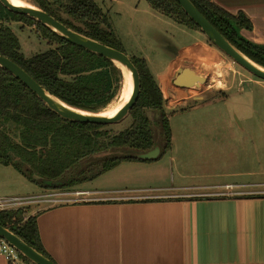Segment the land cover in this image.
Masks as SVG:
<instances>
[{
  "label": "crops",
  "instance_id": "obj_1",
  "mask_svg": "<svg viewBox=\"0 0 264 264\" xmlns=\"http://www.w3.org/2000/svg\"><path fill=\"white\" fill-rule=\"evenodd\" d=\"M208 1L231 14L243 12L252 28L240 34L264 44V0ZM182 32L192 33L193 42L179 48L164 35L166 55L151 74L164 94V109L182 108L188 113L182 118L191 120L201 114L200 104L217 97L173 85L176 70L189 67L196 57L187 51L207 44L197 30L184 27ZM234 81L233 76L226 92ZM221 89L216 93H226ZM189 100L198 105H186ZM250 130L231 120L171 124L167 151L160 147L150 161L116 165L97 176L102 186L87 181L66 191L32 184L38 197H49L35 203L41 205L37 209L26 205L29 214H36L42 247L55 264H264V152L252 160L249 146L234 140L249 137ZM163 159L167 164L162 165ZM251 163L255 171H250ZM145 169L147 181L141 175ZM76 191L88 194L75 196ZM0 264L10 263L0 254ZM16 264L32 263L21 258Z\"/></svg>",
  "mask_w": 264,
  "mask_h": 264
},
{
  "label": "trees",
  "instance_id": "obj_2",
  "mask_svg": "<svg viewBox=\"0 0 264 264\" xmlns=\"http://www.w3.org/2000/svg\"><path fill=\"white\" fill-rule=\"evenodd\" d=\"M145 1L159 15L200 32L175 0ZM190 1L243 55L264 68V44L254 43L240 34L242 29L252 28L243 12L231 14L208 0ZM34 3L67 28L124 52L107 14L93 0H34ZM11 22L22 23V28L33 27L38 39L46 42L47 49L26 57L9 26ZM0 55L15 62L59 100L88 112L98 113L106 108L120 89L121 72L110 60L65 40L40 22L13 13L1 4ZM129 58L139 74V94L126 116L130 124L116 131L109 124L61 118L18 78L0 68V164L12 166L38 187L66 190L122 162L150 161L129 154L147 151L156 143L148 110L158 115L156 121L163 135L160 147L162 152L167 151L171 132L163 92L146 60ZM100 158L98 169L88 176L63 177L80 162ZM0 225L51 260L39 239L36 214H29L26 206L0 211ZM21 258L27 260L22 255Z\"/></svg>",
  "mask_w": 264,
  "mask_h": 264
},
{
  "label": "rangeland",
  "instance_id": "obj_3",
  "mask_svg": "<svg viewBox=\"0 0 264 264\" xmlns=\"http://www.w3.org/2000/svg\"><path fill=\"white\" fill-rule=\"evenodd\" d=\"M23 1L37 7L34 0ZM93 1L107 14L115 34L121 42L124 53L128 57L134 56L151 60L152 62L148 63L151 73L153 72L154 65L158 63V60L164 59V56L166 55V52L163 51V44L165 41L164 38H166L165 36L171 37L173 42L179 48L193 42L192 33H183L182 30L184 27L182 25H179L159 14L153 15L145 0H122L123 3L121 4L118 2L116 3V0ZM9 26L17 36L20 49L26 57L47 49L46 42L38 39L33 27L25 26L22 28V23L20 22H11L9 23ZM187 52L188 55L193 53L196 56L188 62V65H190L189 67H192L197 74L206 77V82L204 84L200 85V87H192V89H189L188 92L199 95L205 93V97L212 98V96H214L217 97L215 98L217 100L214 99V101H212L213 103L209 104H200L198 107L200 110L197 113L201 114L195 116L192 115L191 120L184 119V115L188 113H183L182 108H177L172 111L165 110L169 116V126L171 124L172 126H175L176 124L179 126L180 124L194 125L196 123L208 125L223 124V122L229 123L230 120L235 125L242 124L244 126H250L251 132L249 137L239 135L238 139L234 140L235 142L239 141L245 144L247 147L249 146L248 156L254 160L261 150L264 152V80L259 79L244 70L223 52L209 43H202ZM216 53H218V56ZM120 72V89L115 99H113L106 108L110 107V105H115L119 100V96L125 82L123 73L121 70ZM233 76L235 77L233 86L226 92V88L230 86ZM239 79L243 80L239 81ZM255 80L260 81V83H256ZM220 89L225 90L226 93H223L222 95L216 93L217 90ZM195 104L198 105L197 102L189 100L186 105L192 107L195 106ZM147 114L151 121V128L154 133L155 141L162 144V129L156 121L158 115L151 110H148ZM129 124L130 118L125 117L120 122L109 125L116 131L123 130ZM221 136L223 137V140L228 143L230 142L226 135ZM100 162L101 158L100 160L86 159L77 164L74 168L69 169L63 177L66 179L71 177L78 178L88 176L90 173H93V171L98 169ZM253 163L250 165V171H255L257 169L256 165ZM165 164H167V159H163L162 161V165ZM128 175L131 174L128 173ZM141 175L144 180L147 181L149 176L147 169L143 170ZM87 181L94 182L91 185L92 187L104 185L100 182L98 177L82 181L81 183H85ZM112 181H115V178H112ZM32 184L33 183L31 181L23 177L12 166H4L0 164V195L2 198L16 197L25 199L38 197L39 195L37 194L39 191L34 189ZM80 184H77V186ZM68 189H73V187ZM28 205L34 209L41 206L35 205V203L27 204V206Z\"/></svg>",
  "mask_w": 264,
  "mask_h": 264
},
{
  "label": "water",
  "instance_id": "obj_4",
  "mask_svg": "<svg viewBox=\"0 0 264 264\" xmlns=\"http://www.w3.org/2000/svg\"><path fill=\"white\" fill-rule=\"evenodd\" d=\"M183 12L194 22L205 38L218 50L228 56L234 63L238 64L244 70L253 76L264 80V68L255 64L245 55H243L234 45H232L192 4L190 0H175ZM0 4L7 10L23 14L29 18L40 22L55 34L65 40L79 45L84 49L101 55L110 60L121 71L126 70L130 76L132 89L127 101L112 116H103L98 113L81 110L63 101L59 100L40 84H38L30 75H28L20 66L9 58L0 55V68L8 71L25 84L35 95L54 113L65 120L94 123V124H114L123 120L127 115L139 94V74L130 58L122 51L90 39L80 33H77L57 21L54 17L45 11L35 7L17 6L10 0H0ZM206 82V77L198 75L194 69L189 67L178 68L173 78V85L180 88L200 87ZM160 153V145L156 142L154 146L143 152H131L130 155L141 160H150L156 158ZM0 239L15 248L23 257L32 264H55L52 260L38 252L13 232L0 225Z\"/></svg>",
  "mask_w": 264,
  "mask_h": 264
},
{
  "label": "built area",
  "instance_id": "obj_5",
  "mask_svg": "<svg viewBox=\"0 0 264 264\" xmlns=\"http://www.w3.org/2000/svg\"><path fill=\"white\" fill-rule=\"evenodd\" d=\"M88 192L76 191L73 193L75 196L87 195ZM41 200H44L42 197H31V198H0V211L14 210L26 206L30 203H37ZM0 254L10 264H16L21 259V254L12 246L7 244L3 239H0Z\"/></svg>",
  "mask_w": 264,
  "mask_h": 264
},
{
  "label": "bare ground",
  "instance_id": "obj_6",
  "mask_svg": "<svg viewBox=\"0 0 264 264\" xmlns=\"http://www.w3.org/2000/svg\"><path fill=\"white\" fill-rule=\"evenodd\" d=\"M10 1L17 6H27V7L32 6V5L24 2L23 0H10ZM122 73H123L125 82H124V87L120 93L118 102L115 105H110V107L98 112V114L103 115V116H112L129 98V95H130V92L132 89V83L130 81V76H129L128 72L126 70L122 69ZM198 75H200V74H198Z\"/></svg>",
  "mask_w": 264,
  "mask_h": 264
}]
</instances>
